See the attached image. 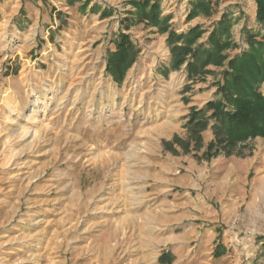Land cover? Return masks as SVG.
<instances>
[{"label": "rangeland", "instance_id": "1", "mask_svg": "<svg viewBox=\"0 0 264 264\" xmlns=\"http://www.w3.org/2000/svg\"><path fill=\"white\" fill-rule=\"evenodd\" d=\"M57 1L0 0V264H155L183 240L187 264H264V138L209 160L211 126L201 150L165 146L188 138L223 68L195 82L164 71L168 34L128 0H95L100 15L90 0ZM191 1L162 0L177 33L200 24L206 40L230 11V55L248 47L245 29L264 35L256 0H212L213 15L189 20ZM50 7L62 17L38 28ZM120 33L140 50L122 83L106 70ZM174 231L188 235L172 242Z\"/></svg>", "mask_w": 264, "mask_h": 264}, {"label": "trees", "instance_id": "2", "mask_svg": "<svg viewBox=\"0 0 264 264\" xmlns=\"http://www.w3.org/2000/svg\"><path fill=\"white\" fill-rule=\"evenodd\" d=\"M128 3L134 8L129 13L137 21H147L160 33L168 34L171 58L164 71L185 68L188 80L195 82L213 72L210 66L223 68L222 78L217 81V98L209 100L201 108L192 107L187 123L188 138L175 135L172 141L165 144L168 150L177 153V144L185 151L191 150V144L195 151L201 150L204 147L202 132L209 126L214 139L202 155L207 160L221 153H238L243 144L257 137L264 138V92L261 89L264 83V35L245 29L248 47L230 55L229 51L239 46L233 38L235 23L232 12H224L207 39L203 40L208 30L200 24L186 32L173 30L170 23L172 16L162 13V0H128ZM256 4V19L264 26V0H256ZM216 6L217 3L212 0H192L187 18L211 16L217 11ZM129 26L126 25L127 28ZM139 52L130 35L120 33L115 41V50L109 51L106 63L107 72L116 82H123ZM214 254L218 257L222 253L216 249ZM162 259L163 256L160 257Z\"/></svg>", "mask_w": 264, "mask_h": 264}, {"label": "crops", "instance_id": "3", "mask_svg": "<svg viewBox=\"0 0 264 264\" xmlns=\"http://www.w3.org/2000/svg\"><path fill=\"white\" fill-rule=\"evenodd\" d=\"M74 2H75V0H58L57 3H54V4H60V5L65 6L66 8H69L71 5L74 4ZM82 6H87V7H85V10L87 8L88 9L90 8L93 11H97L99 13V15L101 13L102 14L103 13H105V14L109 13L108 11L105 10V8L103 6L100 5V2L95 3V0H90L89 3H88V1H86V2L84 1L82 3ZM51 8L52 7H50L48 10H46L47 11L46 14H44L46 11L42 12L41 9L39 8L37 18L33 19V23H37L38 28L41 27V25L45 26L46 23H48V22H50L52 25L53 20L56 21L57 13H58L59 17H62V10L63 9L58 8L55 10V12L52 13ZM63 12L66 13V11H63ZM27 17H28L29 21L32 19L31 17H29V15H27ZM112 50H115V49H112ZM215 72L216 71H213V73H215ZM219 73L221 75L222 71H219ZM212 139H213V137H210V141ZM173 226L176 228L179 226V224L175 223ZM155 227H158V225H155ZM187 235H188L187 232H184L182 235H180L178 232L174 231L172 233V237H171L172 242L173 241H179L180 237H186ZM183 241H185V240H183ZM183 241H182L183 244L180 243V245L178 247H174V248L163 247L160 250V252H158V250H157L155 252V264L159 263L158 259H159V257H162V256H163V259H162L163 264H187L189 262V257L183 255V253L185 252V245H186V243ZM213 251H214V249H213Z\"/></svg>", "mask_w": 264, "mask_h": 264}]
</instances>
